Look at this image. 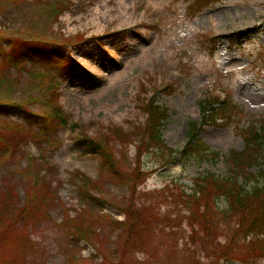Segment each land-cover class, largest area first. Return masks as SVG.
I'll return each mask as SVG.
<instances>
[{"label": "rangeland", "instance_id": "rangeland-1", "mask_svg": "<svg viewBox=\"0 0 264 264\" xmlns=\"http://www.w3.org/2000/svg\"><path fill=\"white\" fill-rule=\"evenodd\" d=\"M102 1L112 20L99 28ZM134 2L122 23L119 0H0V264H264V228L253 225L264 211H243V228L223 214V197L210 198L215 230L203 234L219 245L203 254L182 203L200 174L230 176L227 156L264 129V0ZM216 91L231 103L226 127L202 123ZM157 92L171 113L164 146L142 136L143 105ZM192 123L219 160L180 153ZM85 135L101 140L113 168L87 154ZM144 205L150 224L136 210ZM244 245L255 255L230 260Z\"/></svg>", "mask_w": 264, "mask_h": 264}, {"label": "trees", "instance_id": "trees-1", "mask_svg": "<svg viewBox=\"0 0 264 264\" xmlns=\"http://www.w3.org/2000/svg\"><path fill=\"white\" fill-rule=\"evenodd\" d=\"M229 107V101L221 102L217 97H211L209 100H205L203 105V122L213 123L216 126H221L223 123H226L231 119V117L228 115L230 112ZM143 108L147 115L146 127L142 132L143 139H145L147 135L149 136V141L152 145L155 144L157 146H164L161 133L164 123L168 119L167 109L157 102V97H152L147 101L145 100V105H143ZM27 116L39 118V120H43L45 117L36 115L30 111H28ZM61 119L64 121L63 117ZM219 120H221L220 123H218ZM198 129V123L191 124V129L188 136L189 140L185 148L180 153H183L185 156H193L195 153L194 151H196L198 153L196 155L200 156L201 158L213 157L215 160L219 159L220 156L218 153L208 152L210 148L198 140ZM247 134L248 135L246 136L245 141L249 151L244 150L243 152L235 153L234 155H230L228 157V159H230L234 164V170L232 174L226 178L216 177L212 173L202 174L199 177L198 184L193 187L194 197L182 202L185 205V212L188 213L187 221L189 220L192 227V232H190L189 235L191 242L197 244L203 254H207L210 247L219 245L217 242L216 233H208L207 237L203 234L208 232L207 229L213 231L215 230L214 226H207L205 220L208 218L209 214L210 198L217 196L223 197L224 200L228 202L227 209L229 210V212L223 214L238 217V220L243 223V228L246 226V220L242 218L243 211L252 212L258 211L260 209L264 211V129L258 130L257 128L252 127L251 130L247 132ZM79 142L85 147L87 154H100L106 165L111 168L114 167V162L111 158L112 156L107 150H105L100 139H95L85 135L80 139ZM104 142L107 145L105 140ZM88 146L90 148H88ZM151 148L152 147H150L147 152H150ZM172 153L173 152L171 151V159L177 160L176 157H172ZM254 166L259 167V172L256 175L257 177L252 173H249ZM251 182L253 183V186H251ZM82 189L88 198L98 200L97 197L91 195L90 191H86L85 187ZM28 193L29 195L27 196V199L29 204H32V207H30L32 209L34 200H36V193H30V188L28 189ZM163 195H165V193H163ZM197 195L200 197H197ZM168 197L171 199L180 200V197L174 193ZM37 202H39V200H37ZM145 206L148 205H144L142 208L136 210H138L141 214H145V216L146 213H149L150 220H148L146 217L145 218L148 224H150L154 210L152 207ZM251 215L252 214L247 213L248 220ZM213 224L218 225V222L213 221ZM254 224L258 227L264 228L263 219L253 221V225ZM203 226L207 229H204ZM253 243H255V240L252 241V244ZM255 253L256 252L253 250L252 246L250 247L249 245H244L238 252L234 253V257L230 260L242 262L245 255L248 254L254 256ZM213 264L217 263L213 262Z\"/></svg>", "mask_w": 264, "mask_h": 264}, {"label": "bare ground", "instance_id": "bare-ground-1", "mask_svg": "<svg viewBox=\"0 0 264 264\" xmlns=\"http://www.w3.org/2000/svg\"><path fill=\"white\" fill-rule=\"evenodd\" d=\"M127 1L126 0H119L120 14H118L117 16L121 17L122 23H126L127 21H129V16H132V11L134 10V6H132L134 3V0L132 1L131 7H130V5H128L126 3ZM148 1L153 5H159V3L155 2V0H148ZM110 10H108V8H106V10L96 9L95 14L97 16V25L99 28L102 27V25L100 23L101 19L108 17L109 20H112V18L110 17V14H109ZM64 19L68 22H72V21H74V16L70 15V14H65Z\"/></svg>", "mask_w": 264, "mask_h": 264}]
</instances>
